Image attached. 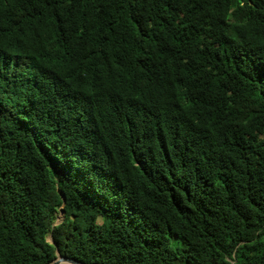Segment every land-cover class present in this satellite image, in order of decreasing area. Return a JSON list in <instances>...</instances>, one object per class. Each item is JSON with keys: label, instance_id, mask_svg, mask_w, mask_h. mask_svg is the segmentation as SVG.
Wrapping results in <instances>:
<instances>
[{"label": "trees", "instance_id": "16d2710c", "mask_svg": "<svg viewBox=\"0 0 264 264\" xmlns=\"http://www.w3.org/2000/svg\"><path fill=\"white\" fill-rule=\"evenodd\" d=\"M56 252L264 264V0H0V264Z\"/></svg>", "mask_w": 264, "mask_h": 264}, {"label": "water", "instance_id": "95a60500", "mask_svg": "<svg viewBox=\"0 0 264 264\" xmlns=\"http://www.w3.org/2000/svg\"><path fill=\"white\" fill-rule=\"evenodd\" d=\"M61 214H63V212ZM49 264H83V263H80L79 261H77L75 259H72V258H67V257L60 256L56 252V258H55V260H53Z\"/></svg>", "mask_w": 264, "mask_h": 264}, {"label": "rangeland", "instance_id": "374dc122", "mask_svg": "<svg viewBox=\"0 0 264 264\" xmlns=\"http://www.w3.org/2000/svg\"><path fill=\"white\" fill-rule=\"evenodd\" d=\"M58 220H59V215H58ZM58 220H57V221H58ZM48 240L50 241V239H49V238H48ZM180 246L182 247V245H181V244H180Z\"/></svg>", "mask_w": 264, "mask_h": 264}]
</instances>
